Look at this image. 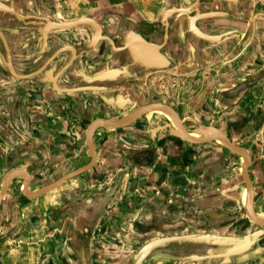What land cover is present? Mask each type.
Here are the masks:
<instances>
[{
	"label": "crops",
	"instance_id": "1",
	"mask_svg": "<svg viewBox=\"0 0 264 264\" xmlns=\"http://www.w3.org/2000/svg\"><path fill=\"white\" fill-rule=\"evenodd\" d=\"M83 1L92 14L63 13L58 18L71 23L61 28L49 15L35 13L31 0L0 3L6 4L0 5L1 179L21 171L25 180L29 176L28 191L46 187L52 182L44 180L57 181L91 163L88 130L94 132L97 120L119 122L127 114L118 113L154 105L169 109L185 131H222L250 163L209 137L178 140L154 113L119 128L103 127L93 135L96 161L90 169L37 197L26 196L36 205L27 217L40 236L21 241L29 249L22 259L185 264L191 255L203 254L200 259L211 264L224 256L228 264H261L264 220L252 215L264 210V119L250 117L245 124L234 119L240 114L235 108L226 129L223 114L220 124L203 129L183 123L186 118L180 122L169 104L190 91L194 78L180 71L192 58L207 67L212 54L220 52L214 60L223 61L222 52L231 49L237 67L264 66L256 56L264 58V9L258 0H143L140 5L128 1L126 7ZM181 33L185 42L179 44ZM181 53L191 60L184 61ZM256 73H249L251 79ZM244 166L253 190L250 210L243 200L249 191ZM128 180L133 187L125 186ZM96 184L102 194L90 192ZM10 185L0 198L5 228L13 223L6 203ZM117 198L119 209L113 205ZM135 224L148 228L124 234ZM4 241L0 264H8V246L14 243Z\"/></svg>",
	"mask_w": 264,
	"mask_h": 264
},
{
	"label": "rangeland",
	"instance_id": "2",
	"mask_svg": "<svg viewBox=\"0 0 264 264\" xmlns=\"http://www.w3.org/2000/svg\"><path fill=\"white\" fill-rule=\"evenodd\" d=\"M1 1H7V0H0V3H3ZM104 1L107 2L106 5H112V7H114V6H119V7L125 6L126 7L127 6L126 4L128 3V1H130V2L137 1L140 5L143 0H99L98 1L99 4L97 3V5H100L103 7ZM144 1H146V0H144ZM31 2H32V8L35 11V13H39V14L43 13V14H47L50 17H52L51 18L52 19L51 24L53 26L58 25L60 27L61 24H70L71 23L70 21L66 22L64 19L58 18V16L60 17L63 13L67 14V15L71 14V15H75V16H77V14L83 15L85 13L86 14L87 13L92 14V12H91L92 8H89V5L87 3H85V1H83V0H31ZM258 2L261 5V8L264 9V0H258ZM0 5L6 7V4H0ZM117 10H119V9H117ZM79 11H81V12L79 13ZM97 16L98 15L95 14V17H97ZM62 26H63L62 28H64L67 25H62ZM165 33L166 32H164V36L162 37V39L165 42H167L168 37L166 36L167 33H166V35H165ZM136 35H137V38L142 36L139 32H137ZM184 40H185V37H184L183 33L180 34V37H176V42L179 44L184 43L185 42ZM97 42H99V41H97ZM259 46L260 45L258 44V47ZM258 51H259V49H258ZM190 52H192V51H190ZM231 54H232L231 49L224 50L222 52V55H223L222 60L223 61L214 60L216 58V57H214L215 55H217V56L219 55V57H220V55H221L220 52H218V54H215V53L212 54L213 59L209 60L208 66L206 67V66H204V63L200 64L201 62L198 58L197 59L192 58L194 61L190 62L189 59L191 60L192 56H190V55L187 56V54H186L185 57H183L184 55L181 53L183 60L189 61V64H186L184 70L180 71L181 76H184L186 73L187 74L191 73V75L194 78V81L192 80V84H190V86H189L190 91H188V93H186V94L185 93L182 94V95H186L184 100H181V99L177 100L176 99L177 102H175L174 99H172L173 101H169V104H171L173 106V109L175 110L176 114L178 115L179 119L181 120L180 122L183 121L182 118H186L187 120L183 121V123L193 124L197 128L208 129L210 127H215L217 124H220L221 119H222L221 116L223 114V117H224L223 122H224V126H225L224 129H226L227 127H229L232 124V120H233L232 117L233 116H232L231 112L235 108H238L237 112H239L240 114H239V116H235L234 119H240L239 121H241L243 123L245 122V124H247V122H248L247 120L250 117H251L250 120H254L253 118H257L259 120V122L263 121V119H264V77H263L264 76L263 75L264 74V72H263L264 66H261V67L255 66V67H251V68H239V67H237V65L234 62L231 61L234 58L233 56H231ZM240 56H242V53H240ZM256 56H258V59L260 60L258 62V63H260V65L262 63H264L263 62V59H264L263 55H261V54H259V52H257ZM5 63L6 64L9 63L8 57L5 61ZM176 63H178V61L175 62L174 64H176ZM252 72H257L256 73V75H257L256 79H251L249 73H252ZM234 74H237V75L234 77V76H232ZM258 76H260V77H258ZM174 95L175 94H171L168 97L175 98ZM177 97H178V95H176V98ZM142 108H144V107H142ZM183 109H185L186 112ZM216 109H217V111H216ZM133 110L134 109L129 108V109L123 111L122 113H118L116 117H121L124 113L129 114ZM167 110L170 113L171 117L174 120H176L174 118L173 113L171 111H169V109H167ZM206 111H208L207 115L205 113ZM182 112H184L185 115ZM148 113H154V115L152 117L160 120L163 123V125L165 126V128H167L166 130H168L170 128V127H168V125H166V122H165L166 120L163 117L156 114L152 110L149 111ZM157 115L160 117H158ZM237 115H238V113H237ZM255 115H256V117H255ZM137 118L134 119L133 121H131V123H129V124L135 123L137 121ZM149 121H151V118ZM240 126H242V125H240ZM95 127H97V126H95ZM160 127H162V126H160ZM180 127H181V125H180ZM100 129H104V128L103 127L95 128L93 135H94V133H96V131H99ZM213 130L216 131L218 129L213 128ZM218 131L223 133L220 130H218ZM172 132L173 131L171 130V133ZM173 133H174L173 137L177 138L178 140H181L182 142H185V143L188 142L187 140L175 135V132H173ZM93 170L96 171V168H94ZM112 170L115 171V169H112ZM118 172L120 174V173L126 172V170H117V173ZM2 175L3 174L1 172L0 179H1ZM127 177L129 179L131 176L128 175ZM14 179L15 180H13L11 182L10 190H9L10 192H9V195L7 197V200H6V203H8L9 207L7 206V204H2L3 206L1 207V208H4V206H7L10 209L8 212V214H9L8 218H10L13 221V223L10 224L11 226L8 228L0 227V240L4 241V240L9 239V240L14 241V243L12 245L10 244L8 246L9 251H10L8 254L9 255L8 264H54L55 261H52V260H50V262L44 261L39 256H37L38 254L36 255L37 256L36 260H33L32 262L22 259V257H24V255H27V256L29 255V249H27L28 246H26V244L22 243L21 241H25L26 239L30 240L31 237H33V236H40V231H39V229H34V227H32L31 222H33V220L29 221V217H27V215H30V212H28V211L31 210L36 205L32 204V202H28L29 200H27V199H29V198H26V196H24L21 193V190L23 188V183H24L23 181H25L24 176L22 177V179H21V177H15ZM55 181L56 180H54V179L44 180V182H47V183H51V182L53 183ZM41 182L43 183V181H41ZM41 182L38 179V183L40 184ZM125 186H127V188H131V186L133 187V180H132V182L130 180H128V182H126ZM125 186L123 187V189L126 188ZM98 187L99 186L96 184L95 186H90L89 190H90V192H93L96 190L97 193L99 192V194H102L104 191L103 188L100 189ZM114 188L115 187L112 188V191L115 190ZM118 188H119V186H118ZM40 189H42V188H40ZM105 190H106V192L109 191V187H107ZM81 194H84V192L81 191ZM80 199H83V198H80ZM69 201L70 200H67V202H69ZM70 203L71 202H69V205H70ZM113 205L117 207L116 209H119L118 198L116 200L114 199ZM35 208H37V207H35ZM24 209H27L26 211L28 213L24 214L25 216L24 215L22 216L21 214L23 213L22 211ZM115 219H116V217L113 216V220H115ZM263 220H264V218L259 220V221H263ZM117 222H119V221H117ZM147 228L148 227L146 226V224H142L140 226L135 224L133 228H129L126 231H124V234L132 236V234H136L135 232H141L142 230H146ZM69 231H68L67 235H69V234L72 235L71 234L72 229L71 230L69 229ZM100 232H101V229H97V234H100ZM122 232L123 231H121V233ZM117 234L119 235L120 231L117 232ZM2 239H4V240H2ZM5 244H6L5 241L0 243V249H3V251H4V248H2V247ZM193 247H196V246H193ZM191 249H193V248H191ZM17 250H19V251H17ZM98 255L99 254H96V256H98ZM202 256H203V254H201L200 256L193 254V255H191V257H188L184 263L185 264H204L205 262L208 264L212 263V262H209L208 259H200V258H203ZM229 256H231V255H229ZM137 257H139V262H141L143 257H140L139 255ZM226 257L227 256H224V259H226ZM208 258L211 259V257H208ZM224 259L221 260L220 263H218V264H228L227 260H224ZM80 260H81V264H91L92 263L90 261V259H87V260L86 259H80ZM134 260H135L134 262H136L137 258H135ZM201 260H202V262H201ZM102 262H104V261L100 260V259H95L94 264H102ZM262 263L264 264V261L261 262V264ZM213 264H216V263L213 262Z\"/></svg>",
	"mask_w": 264,
	"mask_h": 264
},
{
	"label": "bare ground",
	"instance_id": "3",
	"mask_svg": "<svg viewBox=\"0 0 264 264\" xmlns=\"http://www.w3.org/2000/svg\"><path fill=\"white\" fill-rule=\"evenodd\" d=\"M154 111L156 114L160 115L161 117H163L166 121H167V124L170 126L171 130L173 132H175L176 135H179L181 136L182 138L184 139H191L193 137H196V136H203V137H209V139H212L216 142H218L219 144L221 145H227L226 147H228L230 149V145L228 143V141L226 140V137L224 134L220 133V132H215L214 131H204V132H201V133H197V132H192V131H185L182 129V127H180V124L177 122V120H174L170 113L168 112V110L164 107H161V106H149V107H146V108H142V107H139V108H135L133 111H131L129 114H127L123 120L119 121V122H105L103 120H97L93 125L94 126H97V127H107V128H119V126H124V125H127L129 124L130 121L136 119L137 117H139V115H141L142 113H145L146 111ZM93 126V127H94ZM197 130V129H196ZM203 133V134H202ZM237 148V147H236ZM238 151L240 152V150L238 149ZM242 153V155L244 156V162L243 164H246L247 163V159L245 158L246 154H243L245 152H240ZM90 155H92V151H91V148H90ZM23 177V174L21 173V171H17L15 174L13 172H11V175L8 179V177L6 178V176H4L1 181H0V198L1 196L5 193L4 192V189L7 187V183L9 181H11L13 179V177ZM243 176L245 178V166L243 167ZM12 178V179H11ZM11 179V180H10ZM25 179V177H24ZM29 178L26 176V180L24 182V185H23V193L25 194V196H31L33 197L35 194H37L41 189L37 190V191H28L27 190V182H28ZM249 189V188H248ZM250 190H246L244 195H243V200H244V204L246 206V208H248V210H250L251 208V197H250ZM29 197V198H31ZM252 212V211H251ZM253 213V212H252ZM253 219H257L258 221L263 219L264 217V210L260 213H253L252 215Z\"/></svg>",
	"mask_w": 264,
	"mask_h": 264
},
{
	"label": "water",
	"instance_id": "4",
	"mask_svg": "<svg viewBox=\"0 0 264 264\" xmlns=\"http://www.w3.org/2000/svg\"><path fill=\"white\" fill-rule=\"evenodd\" d=\"M148 112H149V111H146L145 113H148ZM145 113H143V114H145ZM132 121H133V120H132ZM129 123H131V121H130ZM226 140L228 141V143H229V145H230V149H231L232 151H234L235 153H237V154H239V155H242V153H240V152L237 150V148H236L235 146H233L232 143H231L227 138H226ZM187 141H189V140H187ZM204 141H207V140H204ZM204 141H200V142H204ZM189 142H192V141H189ZM88 143L90 144V148H91L92 156H93V160L91 161V163H89L87 166L82 167V168H80V169H78V170H76V171H74V172H72V173H70V174H68V175H65V176L61 177L60 179H58L57 181L53 182V183L50 184V185H48V186H46V187H43V188H42L37 194H35L33 197H37V196H39V195H41V194H43V193H45V192H47V191H50V190L54 189L55 187H57L58 185H60L61 183H63V182H65V181H67V180H69V179H71V178H73V177H75V176H77V175L83 173L84 171L90 169V168L93 166V164L95 163V161H96V153H95V149H94V145H93V132H92L91 130H88ZM245 158H246V159L248 160V162L250 163V159H249V157L245 156ZM249 163H248V164H249ZM248 166H249V165H248ZM248 166H245V182L247 183V186H248V188H249V190H250L251 198L253 199V190H252V188H251V183H250V181H249V179H248V176H247V168H248ZM27 177L29 178L28 175H27ZM11 179H12V178H11ZM11 179H10V180H11ZM12 180H13V179H12ZM12 180H11V181H12ZM11 181H9V182L7 183V187L4 189V192L7 191V189H8V187H9ZM28 183H29V182H28ZM3 197H4V195L1 196V199H3ZM28 197H31V196H28ZM33 197H31V198H33ZM251 205H252V204H251ZM247 212H248V211H247ZM249 215H250V214H249Z\"/></svg>",
	"mask_w": 264,
	"mask_h": 264
}]
</instances>
